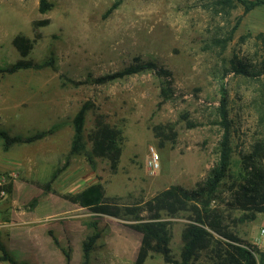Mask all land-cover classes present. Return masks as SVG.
I'll return each instance as SVG.
<instances>
[{
  "label": "rangeland",
  "instance_id": "rangeland-1",
  "mask_svg": "<svg viewBox=\"0 0 264 264\" xmlns=\"http://www.w3.org/2000/svg\"><path fill=\"white\" fill-rule=\"evenodd\" d=\"M39 1L0 0V69L18 60L54 62V69L0 73V130L27 136L61 128L7 151L0 140V246L18 264H82V244L96 225L100 238L89 264H135L141 236L131 228L134 221L69 201L100 184L118 207L140 206L143 222L163 229L174 260L190 225L205 232L191 264H232L231 254L244 264L233 248L248 250L245 243L264 255V213L232 201L251 172L246 156L255 146L264 152V6L245 12L237 0H46L51 8L40 13ZM17 37L28 41L24 57L13 45ZM137 62L171 72L168 98L161 93L166 81L152 72L90 82ZM221 86L230 121L228 170L211 200L182 207L178 196L162 195L198 190L208 180L218 161ZM87 101L94 110L84 124L86 149L100 115L119 132L117 169L103 158L91 168L83 156H73L50 183L68 153L72 119ZM150 149L159 157L155 172L147 168ZM260 254L257 264H264ZM144 264L166 263L150 253Z\"/></svg>",
  "mask_w": 264,
  "mask_h": 264
},
{
  "label": "trees",
  "instance_id": "trees-1",
  "mask_svg": "<svg viewBox=\"0 0 264 264\" xmlns=\"http://www.w3.org/2000/svg\"><path fill=\"white\" fill-rule=\"evenodd\" d=\"M243 7L245 12H248L256 7L264 6V0H237ZM226 3H231V0H225ZM224 2V3H225ZM222 3V1H220ZM225 3V4H226ZM51 4L46 0L39 1V12L45 13L49 11ZM38 23L34 24L35 29ZM13 45L24 57L28 50V41L24 38L17 37L13 40ZM240 64H232V69L236 73H242ZM43 70L54 69L53 59L50 57L42 62H33L31 60H18L14 64L6 66L0 69L2 74H14L21 70ZM145 72H152L155 76L166 81L164 89H162V96L168 98L170 91L168 90L169 82L167 79L171 78V72L158 66L152 62H137L129 66L124 67L121 70L115 71L110 74L96 77L90 82L97 85H105L113 81L121 80L129 76L141 74ZM243 75V74H237ZM77 84V83H75ZM227 93L221 86V96L219 100V106L217 108L218 126L221 129L220 142L218 147V161L215 167L211 170L208 180L198 190L187 191L180 188H174L176 191H169L162 196L167 198L177 197L180 199V205L184 207L185 203L198 200H211L215 194L218 186L225 178L227 168L229 164L230 155V121L228 118L227 110ZM94 110V106L90 101L83 103L78 111L75 113L72 119L73 134L71 137L69 150L65 156L64 163L61 167L56 168L50 178V183L53 182L58 174L63 172L68 166L69 160L73 156H83L91 168L95 167V159L103 158L108 161L109 168L112 172H115L120 158L121 147L119 143V132L111 128L106 124L102 116L97 115L94 120L93 130L89 134V140L91 142V148L86 149V143L84 141L83 131L86 116L90 111ZM61 128V125L55 124L46 130L36 131L27 136H10L6 132L0 130V140L2 142V149L7 151L10 147L15 145H27L38 141H41L49 136L54 135ZM264 156L263 149L259 146H255L251 152L246 156L248 167L251 172L244 180V183L239 185L237 190L232 195V201L235 206L250 211L252 214L264 213V164L261 163V158ZM69 201L72 204L79 206L80 208L87 209L96 215H104L113 218H127L135 223L131 225V228L140 234V244L137 250L135 264H144L150 253L159 254L164 263L166 264H191L195 260L194 252L198 249L203 242L205 232L201 227L196 225L188 226L184 233V250L180 255V260H174L171 255V249L168 245V236L163 229L143 222L141 213L142 208L138 207H118L114 203L113 198H107L104 195V189L100 184H93L82 191L69 197ZM183 203V204H182ZM171 208H168L170 211ZM197 222L202 223L200 219ZM94 232L89 235L82 244V264H89L90 253L100 238V233L96 229V225H92ZM219 234L235 242H240L237 238L231 236L228 233ZM53 242L58 245L56 239ZM248 250L233 248L235 254L244 260V264H257L255 255L260 254L256 246L245 243ZM0 261L8 262L10 264H18L14 261L6 252L5 248L0 246ZM261 257L264 255L260 254ZM65 258L69 261L70 256L65 254ZM232 264H240L238 258L231 254Z\"/></svg>",
  "mask_w": 264,
  "mask_h": 264
},
{
  "label": "built area",
  "instance_id": "built-area-1",
  "mask_svg": "<svg viewBox=\"0 0 264 264\" xmlns=\"http://www.w3.org/2000/svg\"><path fill=\"white\" fill-rule=\"evenodd\" d=\"M158 161H159L158 154L153 149H150V158L147 162V168L151 172H155L158 170L159 168Z\"/></svg>",
  "mask_w": 264,
  "mask_h": 264
}]
</instances>
